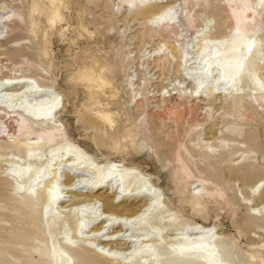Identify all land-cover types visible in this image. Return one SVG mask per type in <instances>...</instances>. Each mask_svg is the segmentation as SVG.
Masks as SVG:
<instances>
[{"label":"rangeland","instance_id":"rangeland-1","mask_svg":"<svg viewBox=\"0 0 264 264\" xmlns=\"http://www.w3.org/2000/svg\"><path fill=\"white\" fill-rule=\"evenodd\" d=\"M160 1L169 2L129 9L121 0H0L6 20L0 30V66L32 86L31 96L21 102L0 98V103L31 106L35 91L45 96L44 103L54 100L52 124L70 148L94 166L113 162L134 168L160 197L164 222L215 228L231 264H264V211L257 210L264 199V103L258 100L264 96V2L248 23L261 57L235 101L229 86L216 83L218 72L200 70L211 48L198 58L199 36L207 25L203 38L210 46L230 32L223 0H189V18L150 26L148 19L162 6L175 5L181 13L179 0ZM7 30L12 39H5ZM196 83L209 94H194ZM16 154L0 153V264H46L44 252L53 241L72 260L60 246L61 236L47 233L49 244L41 237L26 199L3 173L2 161L20 160ZM55 164L50 173L64 179L69 167L60 159ZM78 192L76 199H90ZM93 195L101 215L99 198L107 193ZM64 208L55 210L63 219ZM84 211L79 215L84 221L96 217L94 210ZM68 218L62 227L73 242ZM117 254L122 262L97 261L128 264V253Z\"/></svg>","mask_w":264,"mask_h":264},{"label":"bare ground","instance_id":"bare-ground-1","mask_svg":"<svg viewBox=\"0 0 264 264\" xmlns=\"http://www.w3.org/2000/svg\"><path fill=\"white\" fill-rule=\"evenodd\" d=\"M179 1V6L182 7L180 14L175 5L162 6L147 23L153 26L167 21L169 25L174 17L178 20L177 23L181 22L182 17L189 18L186 9L189 0ZM121 2L129 9H138L152 4H167L169 1ZM262 2L264 0H223L232 23L230 32L226 37L213 41L211 46L204 43L206 38H203L208 25L199 36L202 42L198 49V58L211 48L210 53L206 55L207 62L200 70L205 71V75L211 71L218 72L216 83L229 86L227 90H231L235 101L239 98L237 92L243 83L252 81L253 70H256L257 60L261 57L259 45L249 38L248 23ZM4 24L6 20L0 16V30H3ZM13 35L12 31L7 30L5 39H12ZM12 76L13 73L0 66V98L21 102L31 96L29 93L32 94V86L30 82L25 81L26 77ZM253 84L257 88L254 82ZM38 92L35 91L36 104L31 105L32 107L23 103L18 108L0 103V153L10 149L20 157V160L7 157L1 164L6 167V172L3 173L12 182L13 190L26 199L24 205L29 209L30 216H36V221L33 220L31 224L39 227L41 237H44L48 244L50 242L47 233L51 234L53 239L55 235L58 238L61 236L60 246L63 248L62 245H65L66 248L63 249L68 251L72 258L70 260L64 257L53 241L50 250L44 252L47 253L46 264H99L97 260L105 261L103 258L122 262L118 254L115 255L116 252L128 253L124 255L125 259L129 260L128 264H231L216 236L215 228L196 224L179 228L174 223L164 222L165 211L160 197L141 179L134 168L115 165L113 162L94 166L92 160L80 151L70 148L64 133H60L52 124V116H56L54 100L44 103L45 96L39 95ZM193 92L202 96L209 94L197 83ZM258 100L263 104L264 96ZM43 157H46V160L42 161ZM59 159L64 160L66 167H69L64 171V179L59 178L57 172L50 173L52 162H56L57 166ZM78 181L80 187L76 186ZM42 184L44 186H41ZM257 189L258 187H254L253 192ZM78 191L89 194L90 199H76ZM101 191H105L107 197L99 198L103 212L97 215L98 209L95 205L98 198H95L93 193ZM67 201L71 202V205L64 208L63 203ZM128 201L136 203L126 208L120 206ZM90 206L93 208L89 209ZM62 208L67 210L61 212L72 218V222H69L70 229L76 241H68V232L62 227L69 218L66 216L63 219L55 211ZM84 210H94L96 217H87V221H84L79 217L80 213H86ZM257 210L264 211V199ZM257 210L251 213L257 214ZM105 211L115 214H107ZM99 225H102L100 229ZM114 229L119 231L110 235V230ZM91 255L97 258H91Z\"/></svg>","mask_w":264,"mask_h":264}]
</instances>
